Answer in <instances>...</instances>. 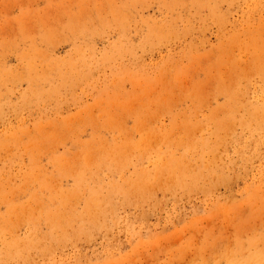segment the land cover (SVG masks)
<instances>
[{
	"label": "rangeland",
	"instance_id": "obj_1",
	"mask_svg": "<svg viewBox=\"0 0 264 264\" xmlns=\"http://www.w3.org/2000/svg\"><path fill=\"white\" fill-rule=\"evenodd\" d=\"M0 264H264V0H0Z\"/></svg>",
	"mask_w": 264,
	"mask_h": 264
}]
</instances>
